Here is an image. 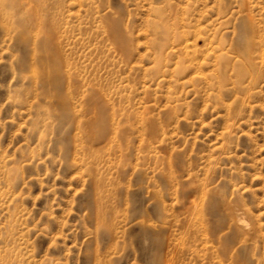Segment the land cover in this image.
Here are the masks:
<instances>
[{
    "label": "rangeland",
    "instance_id": "374dc122",
    "mask_svg": "<svg viewBox=\"0 0 264 264\" xmlns=\"http://www.w3.org/2000/svg\"><path fill=\"white\" fill-rule=\"evenodd\" d=\"M45 4L0 0V264H264V0Z\"/></svg>",
    "mask_w": 264,
    "mask_h": 264
},
{
    "label": "bare ground",
    "instance_id": "6f19581e",
    "mask_svg": "<svg viewBox=\"0 0 264 264\" xmlns=\"http://www.w3.org/2000/svg\"><path fill=\"white\" fill-rule=\"evenodd\" d=\"M10 2H12L13 4H17L18 6H20L22 9H24V14H26V16H32V12H37L38 8L41 9V11H43L46 7V0H9ZM27 16V18H28ZM28 23H29V19H28ZM189 35V34H188ZM172 39L174 40V42H176V47H177V51L180 52L183 56V58L186 60L185 62H187V66L188 67H196V69H200V67L202 66V64L204 63L196 61V56L199 55V53L201 52L203 60H205L206 58L208 59V57L215 52V49H219L221 48L219 45L216 46H211V40H209L208 43H205L204 45V50L203 52L200 50V48H198L194 42L195 35H193L192 37H194V39H191V41L187 38V34L186 33H181L180 35H176V34H172ZM210 37V36H209ZM205 38V37H204ZM208 39V38H207ZM162 44H158V46H161ZM55 46V43H54ZM256 44L253 41V39L250 37H248L247 39L244 38L242 40V43L240 45V47H233L231 46V48L233 49V52L235 54L234 50H239L240 48L242 49V52L238 55L240 57V59H242L239 64L237 65V67L235 68V70L233 71L235 74L239 73L240 71H245V72H249L252 69V59H251V55L253 53V50L255 49ZM175 49V47H174ZM169 52H167V54H174L175 51H173V48H169ZM50 51V50H47ZM214 55V54H213ZM232 58V57H231ZM231 58L229 56H227V52H222L220 55L215 56L212 58V61H219L220 66L221 67H226V63L231 60ZM238 63V60L236 61L235 64ZM176 65H178L176 63ZM180 69H188V68H180L179 66H176V68H174V71H180ZM200 72V71H198ZM222 78V76H221ZM244 216V215H243ZM242 216V217H243ZM243 219V218H242ZM242 219L235 217L232 219L234 222V226L237 229H240L241 231L243 229H248L246 228L247 226L244 227V222ZM245 220V219H244ZM246 223V222H245ZM250 229V228H249ZM248 229V230H249ZM250 231V230H249Z\"/></svg>",
    "mask_w": 264,
    "mask_h": 264
}]
</instances>
